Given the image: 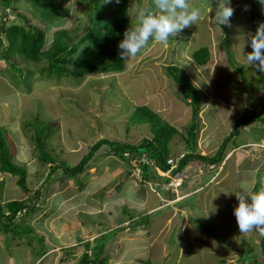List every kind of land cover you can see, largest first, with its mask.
Here are the masks:
<instances>
[{
	"label": "rangeland",
	"instance_id": "rangeland-1",
	"mask_svg": "<svg viewBox=\"0 0 264 264\" xmlns=\"http://www.w3.org/2000/svg\"><path fill=\"white\" fill-rule=\"evenodd\" d=\"M245 1L231 0L234 14L230 18L231 26H227L214 20L217 0H209L213 9L210 13L205 0H190L194 6L202 8L200 20L170 37L167 46L150 39L145 49L124 60V71L117 74L88 75L75 64L67 67L73 68V76L53 78L48 73L54 72L45 68L47 60L33 64L17 59L16 67L24 74L28 72L22 83L13 78L12 69L1 56L7 42L0 47V128L12 161L27 172L26 188L33 190L36 177L42 173L34 145L36 137L45 143L43 150L48 152L47 156L64 168L41 177L43 186H39L40 182L36 186L38 192L33 205L41 206L48 217L56 213L55 209L63 212L64 207L59 203H53L50 209L52 202L44 197L64 185L61 179L64 171L71 172L75 165L80 166L78 171L68 174L75 181L83 166L82 172L96 162L114 169L112 157L126 162L127 146H137L144 138L152 139L149 125L132 123L131 117L138 107H146L163 124L178 132L169 145L171 157L182 159L193 150L195 143L193 155L210 159L217 154L218 158L221 156L220 161L213 164L193 158L183 168L184 173L186 170L194 175H185L184 186L190 185L189 190L197 188L198 193L183 202L189 209L188 228L180 230L174 226L168 239H162L172 249L171 253L148 252L149 247L144 243L132 247L134 251L122 247L121 252L117 241L109 238L110 246L100 240L101 259L108 264H260L264 261L258 247L264 233L255 230L240 233L234 216V208L238 205L235 194L244 191L242 182H246L249 196L264 187V155L256 147L264 135V72L248 65L246 60L252 51L250 35L254 32ZM62 5L70 12L67 18L72 19V25L67 29L62 26L63 19L45 28L27 0H12L6 11L0 6V21L5 22L6 27L14 24L26 28L27 24L37 26L46 30V34L55 26V32L64 30L75 41L86 31V4L81 0H64ZM128 5L127 30L137 25L140 10H154L152 0H128ZM260 7L264 8V5L260 4ZM48 47L45 41L44 48ZM202 47L210 49L211 57L206 65L198 66L191 54ZM172 66L181 69L196 88L201 106L195 116L189 100L180 95L169 74ZM193 123L196 125L195 141L191 140L190 148L185 150L182 137ZM131 157L136 160L138 155ZM141 157L143 159L138 161L149 166V155L142 154ZM30 159L34 166L25 162ZM207 164L213 168L211 172ZM213 175H216L215 179L209 182ZM205 183L207 185L199 192V185L204 187ZM86 185L87 180L81 183L82 189ZM101 185L102 182L100 189ZM13 187L6 177L0 186V198L21 200V188ZM124 208L127 207L123 204L117 210ZM31 213L18 221L5 220L7 224L3 229L8 233L0 231V264H4L5 259H12L14 264L28 259L34 261L43 251L44 242L38 240L35 233L42 231L44 236V218L31 217ZM80 216L87 217L88 214ZM90 216L92 222L97 219ZM67 217L74 222V216ZM177 220L181 221V217ZM157 230L155 227L151 235L157 234ZM72 238L70 236L64 245L75 241ZM79 247L71 248L69 256H64L65 260L72 259L70 264L77 262ZM85 251L82 249L81 254Z\"/></svg>",
	"mask_w": 264,
	"mask_h": 264
},
{
	"label": "trees",
	"instance_id": "trees-1",
	"mask_svg": "<svg viewBox=\"0 0 264 264\" xmlns=\"http://www.w3.org/2000/svg\"><path fill=\"white\" fill-rule=\"evenodd\" d=\"M12 0H0V6L2 11L10 9ZM31 3L32 9L39 16V21L45 28L53 25V22L67 18L70 12L62 4L64 2L60 0H27ZM86 4L88 11V23L86 31L81 37L73 40L70 34L64 30L54 33V42L48 47L44 48L46 30L39 29L37 26H30L27 24V28L22 25H10L6 27L5 22L0 21V47L7 42V46L4 49L3 61L7 63L13 71V78H17L16 81L23 83L26 79L21 68L16 67V60L20 59L27 63L40 64L42 61L47 60L45 68L53 73L48 75L63 76L74 75L73 68L68 69V65L77 66L84 69V74L91 73H108L117 74L124 71L125 62L120 57L121 50L118 48L119 43L124 37V33L127 30L128 23V0H119L116 3L112 0L110 3H106L105 0H81ZM245 3L249 7L248 18L252 24L253 32L258 27V24L264 22V8L260 7V0H246ZM27 22V20H26ZM4 36V39L2 37ZM77 37V36H76ZM210 49L202 47L191 54L192 60L198 66L206 65L210 60ZM43 70H46V69ZM169 74L178 86V92L181 96L189 100L192 106V113L195 116L200 109L201 102L196 88L188 80V77L183 74L182 70L176 66L169 67ZM77 71V70H75ZM79 71V70H78ZM24 74V75H23ZM132 123L135 125H149L150 131L153 134L152 139H146L140 141L137 146H127V150L133 148H144L150 153V158L154 159L159 165L165 164L166 160L170 158V142L174 135L178 132L163 124L157 115L146 107H138L135 109L133 116L131 117ZM195 123H193L187 130L186 136L182 137L185 142V150L190 148V141H195ZM2 128H0V172L8 173L11 176H16L17 186L21 188L23 192V198L21 200H15L8 202L5 209L9 211L7 216L2 217L0 214V231H3L7 223L14 220H21L29 213H39L42 215L43 210L41 206L37 204L33 205L37 196L36 190L31 191L26 188L25 180L26 174L22 168H19L13 161L7 150L6 142L2 137ZM261 140H264V135ZM192 141V142H193ZM35 149L39 153V160L45 164L55 163V160L50 156L48 157L43 149L45 143H42L40 137L35 138ZM195 143V142H193ZM196 148V143L193 150L187 153L181 159L178 170L184 168L188 162L193 158L205 161L213 164L219 162L221 156L218 158V154L215 157L206 158L193 155L192 152ZM121 150L125 151V147L121 146ZM223 152V151H222ZM127 153V152H124ZM46 154V155H45ZM143 153H133L132 156H142ZM84 161V159H83ZM82 161V163H83ZM209 165V164H207ZM80 166H77L79 168ZM76 168V169H77ZM1 186V184H0ZM42 210L39 212V210ZM0 206V213H1ZM17 212L16 216L14 213ZM13 216V218H12ZM5 222V224H4ZM4 228V229H3ZM2 229V230H1ZM4 232L8 233L7 230ZM102 238L95 240L96 246L91 247L90 244L84 246L87 253L80 255L76 264H108L104 259H101V241ZM261 255L264 257V234L258 242ZM260 264H264V261Z\"/></svg>",
	"mask_w": 264,
	"mask_h": 264
},
{
	"label": "crops",
	"instance_id": "crops-1",
	"mask_svg": "<svg viewBox=\"0 0 264 264\" xmlns=\"http://www.w3.org/2000/svg\"><path fill=\"white\" fill-rule=\"evenodd\" d=\"M260 154L264 155V149H261ZM257 155H259V153ZM112 158L114 162L112 167L114 169L109 168L105 163L101 164L100 162H96L86 167L85 171L82 172V170H84L83 166L82 170L77 173L78 180L74 181L68 176V174L80 169V167L77 168L78 165H75L71 172L64 171V174H61L63 176L61 179L64 181V185L61 184L59 190L51 195L45 196L44 200L47 197L50 203L52 202L50 209H52V205L59 203L64 207L63 212L53 209L58 213L57 215L55 213L53 216L48 217L44 212L42 215L39 213H33L31 215V217L39 216L44 218V223H42L44 236L42 231H36L35 233L37 239H41V241L44 242V248L43 251L36 256L34 261L28 259L26 262H20L19 264H70L72 263V259L65 260L64 256H69L68 253L71 248L75 247L76 250L77 247L80 246V252L78 253L79 259L82 253L81 250L84 249L83 246L86 244H90L91 247L96 246L94 242L98 238H102L106 246H110L109 238H112L113 241H117V246H119L121 252L122 247H130L131 251H134L132 247L144 243V246L149 247L147 250L148 252L155 250L161 254L164 253V255L168 252L171 253L172 249L170 250L169 247L162 242V239H168L169 235L172 234L174 226L180 230H186L188 228V217H190L188 214L189 209L183 202L192 194H197L198 189L191 188V190H189L191 186H184V179L185 175L190 177L194 175H191L185 170V173H183L182 188L178 190L179 192L177 191V195L175 196L173 192H169V189L166 188V182L169 180L161 176L160 171L158 172L154 166H147L144 165L143 162H138V168L134 167L133 162L143 159V157L138 156L136 160H134L135 157H131V155L128 154L126 162L116 157ZM37 160L42 164V173L36 177L37 182L33 185L34 189L31 190H36V192H38L36 186H38L41 177L45 178L52 172L57 173L60 169H64L58 161L54 164H45L39 160V157ZM25 162L28 166H34L31 159L30 162ZM150 162H153V160ZM140 165H143V168ZM53 167H58V169H54ZM212 169L213 168H211L209 172H211ZM204 170L208 174L207 168ZM215 176L213 175L209 182L214 180ZM6 177L14 184L13 189L19 188L17 186L18 178L16 176L0 172V184L2 186L5 183ZM86 180L87 185L82 189L81 183H84ZM42 181L39 184L40 187L43 186V184H41ZM101 182L102 185L100 189ZM26 183L27 174L25 186ZM205 185L207 184L205 183L202 185L204 187L199 185V192L201 191L200 189L205 188ZM103 191L104 193L101 194ZM13 200L12 198V201ZM8 202L11 201L3 197L0 198L1 209L3 207L5 209ZM44 204H46L45 201ZM123 204L126 205L127 208L121 211L117 210V208H121ZM83 213L88 214V216H80ZM0 214L2 217H5L9 214V211L2 209ZM163 214H165V217H163ZM16 215L17 212L14 216ZM90 215L96 216L97 219L92 222L93 220ZM67 216H74V222H76V224H73L74 222L71 219L70 221ZM178 216L181 217V221L177 220ZM155 227H157L159 231L157 230V234L151 235ZM70 236H72V239L75 241L71 240L72 243L64 245V242H68ZM152 244L154 246L152 250H150ZM67 245L72 247H65ZM180 249L181 247L179 250ZM117 259L121 261L119 256ZM1 261L2 260H0V263ZM4 264H14V262L12 259H5Z\"/></svg>",
	"mask_w": 264,
	"mask_h": 264
},
{
	"label": "clouds",
	"instance_id": "clouds-1",
	"mask_svg": "<svg viewBox=\"0 0 264 264\" xmlns=\"http://www.w3.org/2000/svg\"><path fill=\"white\" fill-rule=\"evenodd\" d=\"M105 2L110 3L112 0H105ZM115 2L119 3V0H115ZM205 3L208 13L212 12L213 9L210 6L209 0H205ZM260 3L264 5V0H260ZM152 4L154 10H140L138 12L137 25L125 31L124 37L118 45V48L121 50L120 57L122 60L135 57L142 49L147 47L150 39L155 43L167 46L170 37H175L177 33L184 28L195 25L202 15V8L194 6L190 0H152ZM233 14L234 9L231 6V0H217L214 20L219 25L231 26L230 18ZM71 25L72 19L64 17L62 26L67 29ZM55 31L56 27L53 26L49 33L46 34V46H50L54 42ZM250 47L252 51L246 56L248 65L253 66L259 72H264V22L259 23L255 34L250 35ZM262 142H264V140H262ZM257 145L258 144H256V147ZM37 154V156H39L38 151ZM125 154L128 155L130 153ZM149 159V161L153 160V162L158 165L160 172L164 168L166 169V163L159 165L154 159L150 157ZM178 167L175 173L182 172L183 168L178 170ZM245 183L246 182H242L241 184V188L244 189V191L235 194L238 205L234 208V216L239 231L242 234L254 230L264 233V187L249 196ZM182 185L183 179L181 186L178 187L176 191H171L169 189V192H173V195L176 196L177 191L182 188ZM85 253L87 252L85 251Z\"/></svg>",
	"mask_w": 264,
	"mask_h": 264
},
{
	"label": "built area",
	"instance_id": "built-area-1",
	"mask_svg": "<svg viewBox=\"0 0 264 264\" xmlns=\"http://www.w3.org/2000/svg\"><path fill=\"white\" fill-rule=\"evenodd\" d=\"M258 148H261V149H264V142L260 143L257 145ZM181 160V157H177V158H169L167 161H166V169L162 170L160 172V175L163 176L164 178H168L169 179V182L166 184V188L167 189H170L171 191H176V189L178 187L181 186V183H182V179L184 177V174L182 172L180 173H175V170L176 168L178 167L179 165V162ZM139 161H134V167L135 168H138L137 164H138ZM150 166H154V168L159 172V167L156 163L154 162H150L149 164Z\"/></svg>",
	"mask_w": 264,
	"mask_h": 264
},
{
	"label": "water",
	"instance_id": "water-1",
	"mask_svg": "<svg viewBox=\"0 0 264 264\" xmlns=\"http://www.w3.org/2000/svg\"><path fill=\"white\" fill-rule=\"evenodd\" d=\"M127 153H131V152H139V153H144L146 155H149L150 153H148V151H146L144 148H133L131 150H126Z\"/></svg>",
	"mask_w": 264,
	"mask_h": 264
}]
</instances>
